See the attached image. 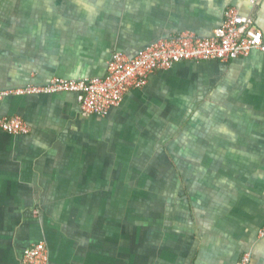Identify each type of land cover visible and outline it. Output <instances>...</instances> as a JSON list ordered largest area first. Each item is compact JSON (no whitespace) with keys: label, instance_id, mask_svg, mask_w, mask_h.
Listing matches in <instances>:
<instances>
[{"label":"crops","instance_id":"1","mask_svg":"<svg viewBox=\"0 0 264 264\" xmlns=\"http://www.w3.org/2000/svg\"><path fill=\"white\" fill-rule=\"evenodd\" d=\"M235 8L263 34L264 0H0V90L103 78ZM0 264L42 243L49 264H264V50L182 62L107 117L70 93L9 97L0 118Z\"/></svg>","mask_w":264,"mask_h":264},{"label":"built area","instance_id":"2","mask_svg":"<svg viewBox=\"0 0 264 264\" xmlns=\"http://www.w3.org/2000/svg\"><path fill=\"white\" fill-rule=\"evenodd\" d=\"M247 1L252 6L256 5V0ZM255 49L264 50L263 34L237 9L229 8L224 14L222 25L209 37L186 32L159 40L133 57L115 53L107 64L106 76L103 78H55L44 86L29 85L0 90V101L9 97L70 93L77 96L85 116L106 117L111 109L122 103L128 92L144 89L149 77L157 71L167 70L182 62L224 63L246 57ZM0 132L12 136L27 135L29 128L20 117H2ZM259 237L264 238V226L259 231ZM20 264H49L45 245L39 243L26 249ZM237 264H252L251 256L244 254Z\"/></svg>","mask_w":264,"mask_h":264},{"label":"flooded vegetation","instance_id":"3","mask_svg":"<svg viewBox=\"0 0 264 264\" xmlns=\"http://www.w3.org/2000/svg\"><path fill=\"white\" fill-rule=\"evenodd\" d=\"M107 117V116H106ZM102 118H104V117H102Z\"/></svg>","mask_w":264,"mask_h":264}]
</instances>
